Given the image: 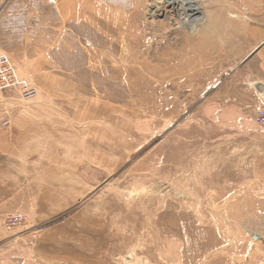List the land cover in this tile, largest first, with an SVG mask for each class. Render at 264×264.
I'll list each match as a JSON object with an SVG mask.
<instances>
[{"label": "rangeland", "instance_id": "rangeland-1", "mask_svg": "<svg viewBox=\"0 0 264 264\" xmlns=\"http://www.w3.org/2000/svg\"><path fill=\"white\" fill-rule=\"evenodd\" d=\"M186 1L0 0V52L38 90L4 93L0 129L82 153L57 212L0 214V264H264V105L217 44L264 0Z\"/></svg>", "mask_w": 264, "mask_h": 264}, {"label": "crops", "instance_id": "crops-1", "mask_svg": "<svg viewBox=\"0 0 264 264\" xmlns=\"http://www.w3.org/2000/svg\"><path fill=\"white\" fill-rule=\"evenodd\" d=\"M226 18L224 21L228 25L222 26L224 29L223 36L217 37L219 39L217 44L232 49L240 48L238 56L240 61L238 63L241 64V69L255 79L254 83H257L261 89L258 90V94L257 90L252 87L253 100L256 102L254 106L261 108L264 105V11L261 10L260 14H247L241 18L243 20H234L237 19L234 16ZM220 28L218 26V32ZM230 62L231 60L227 61V63ZM237 67V65L234 68L227 65L222 68L230 69L233 72ZM4 93L9 92L0 93V125L3 120H6L4 118L6 114L3 111L6 99ZM10 134L12 135L11 139L8 138ZM37 135L38 133L34 129H13L10 132L0 129L1 215L8 213H54L58 211L53 209L54 206L67 204L68 199L76 195L74 187L68 185L67 178L60 180L57 186H52V173H60L62 177L63 174L67 175L70 165L69 155L82 154L77 152L79 146L74 145L72 149H69L67 142H40L37 141ZM87 145L92 146V143ZM57 147L60 148L61 152L53 153L52 149L56 150ZM93 162L102 166L100 159L93 158L91 163ZM38 166H43L40 168L39 176L37 175ZM70 171L77 172L75 170ZM81 172L84 174L83 170ZM53 189L59 192L53 194ZM71 190L72 192H70ZM46 199H49L50 203H47ZM52 201L54 202L52 203Z\"/></svg>", "mask_w": 264, "mask_h": 264}, {"label": "built area", "instance_id": "built-area-1", "mask_svg": "<svg viewBox=\"0 0 264 264\" xmlns=\"http://www.w3.org/2000/svg\"><path fill=\"white\" fill-rule=\"evenodd\" d=\"M183 17L182 23H187L189 17ZM3 92H15L25 100L33 99L38 95L37 88L18 70L10 57L4 52H0V93ZM259 111L263 113L262 109ZM263 122L264 118H260V123L263 124ZM1 124L6 125L7 121L3 120ZM26 222L27 216L23 213H8L2 221L8 231H12Z\"/></svg>", "mask_w": 264, "mask_h": 264}, {"label": "bare ground", "instance_id": "bare-ground-1", "mask_svg": "<svg viewBox=\"0 0 264 264\" xmlns=\"http://www.w3.org/2000/svg\"><path fill=\"white\" fill-rule=\"evenodd\" d=\"M172 3H176V0H170ZM189 1V2H188ZM188 1H186V3L183 5V6H185V7H187V6H191L192 4H190L191 3V0H188ZM170 3V2H169ZM192 6H194V5H192ZM197 8V7H196ZM174 9V8H173ZM185 9V8H184ZM171 10V9H170ZM197 12H199L198 11V9H196V11H194L193 12V14L191 15V16H193V15H197L198 16V14H196ZM189 15V14H188ZM186 21H187V19H186ZM258 87V89H259V86H257ZM259 90H261V89H259ZM261 92V91H260Z\"/></svg>", "mask_w": 264, "mask_h": 264}, {"label": "water", "instance_id": "water-1", "mask_svg": "<svg viewBox=\"0 0 264 264\" xmlns=\"http://www.w3.org/2000/svg\"><path fill=\"white\" fill-rule=\"evenodd\" d=\"M254 85H256L257 86V83H254ZM258 88V87H257Z\"/></svg>", "mask_w": 264, "mask_h": 264}]
</instances>
